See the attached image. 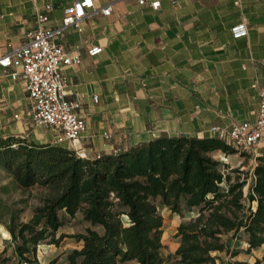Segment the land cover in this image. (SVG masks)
I'll list each match as a JSON object with an SVG mask.
<instances>
[{
  "label": "crops",
  "instance_id": "1",
  "mask_svg": "<svg viewBox=\"0 0 264 264\" xmlns=\"http://www.w3.org/2000/svg\"><path fill=\"white\" fill-rule=\"evenodd\" d=\"M73 1L0 0V57L24 43L39 14L48 18L43 26L58 25ZM92 1L96 9L110 6V14L87 17L58 40L78 59L60 70L86 123L78 142L59 146L94 158L162 136L215 138L213 126L255 119L264 86V0H157V10L137 0ZM240 22L247 36L233 39L230 29ZM94 46L102 51L90 57ZM55 136L35 124L23 81L0 66V137L53 144Z\"/></svg>",
  "mask_w": 264,
  "mask_h": 264
},
{
  "label": "trees",
  "instance_id": "2",
  "mask_svg": "<svg viewBox=\"0 0 264 264\" xmlns=\"http://www.w3.org/2000/svg\"><path fill=\"white\" fill-rule=\"evenodd\" d=\"M217 151L236 150L216 138L162 136L90 158L55 144L0 137V173L19 191L39 190L27 221L20 220L22 209L0 198V223L21 264L36 261L39 244L61 243V212L69 218L79 213L89 224L76 236L81 245L69 264H217L211 254L228 251L227 234L242 235L247 253L264 244V155L255 158L245 195L242 171L215 160ZM159 206L195 212L177 226L178 246L165 258Z\"/></svg>",
  "mask_w": 264,
  "mask_h": 264
},
{
  "label": "built area",
  "instance_id": "3",
  "mask_svg": "<svg viewBox=\"0 0 264 264\" xmlns=\"http://www.w3.org/2000/svg\"><path fill=\"white\" fill-rule=\"evenodd\" d=\"M137 3L148 4L153 10H157L160 5L157 0H137ZM50 8V5L45 6L47 11ZM110 12V6L96 9L92 0H74L64 8L60 23L49 27L43 26L48 20L47 16L39 14L36 18L37 27L25 33L24 43L0 57V66L4 73L12 79L23 81L32 105L35 124L56 132L53 140L55 145L78 142L86 130L85 121L77 114L78 103L67 98L66 77L60 70L62 66L74 64L78 59L70 56L58 40L67 28L80 30L85 18L97 13L107 16ZM230 33L233 39L246 37V23L235 24ZM101 51V47L94 46L87 50V54L94 57ZM209 133L244 155L250 156L259 145L264 146V86L258 90V112L253 121L225 127L213 126ZM79 156L86 157L83 154Z\"/></svg>",
  "mask_w": 264,
  "mask_h": 264
},
{
  "label": "rangeland",
  "instance_id": "4",
  "mask_svg": "<svg viewBox=\"0 0 264 264\" xmlns=\"http://www.w3.org/2000/svg\"><path fill=\"white\" fill-rule=\"evenodd\" d=\"M257 153L259 152L257 151ZM222 155V153L216 152L213 154V157L221 164L227 165L229 169H239L242 171L241 178L247 181L243 191L247 194L249 185L252 182V168L257 163L254 159V154L249 156L235 151V153L228 156ZM222 157H225V161ZM1 186H6V192H0V198L13 210L22 209L20 220L27 221L32 214V208L37 205L39 190L19 191L9 184L2 173H0ZM158 212L163 218L162 243L164 247L161 250V254L165 258L169 254L172 255L178 246V239L175 237L177 226L182 222H187L194 216L195 212L182 207L181 213L177 214L162 206L158 207ZM60 217L64 220V225L59 229L58 236L63 235L64 239L58 246L47 243L39 244L36 250V261L30 264H69L68 256L74 249L80 247L81 243L77 241L76 236L84 234L89 224L83 220L82 215L79 213L74 218H69L64 212H61ZM223 241L228 251L211 254L218 258L216 260L217 264H228L229 262L236 261L247 262L248 264H253L254 262L264 264V246L247 253L245 252L247 244L242 235L234 237L233 234H227L223 237ZM0 264H21L13 252L10 235L3 223H0ZM120 264L136 263L128 261Z\"/></svg>",
  "mask_w": 264,
  "mask_h": 264
}]
</instances>
